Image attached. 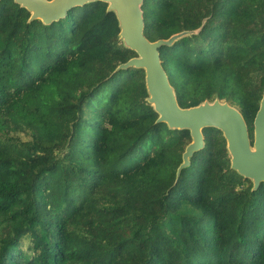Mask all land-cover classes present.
Here are the masks:
<instances>
[{"label":"trees","instance_id":"1","mask_svg":"<svg viewBox=\"0 0 264 264\" xmlns=\"http://www.w3.org/2000/svg\"><path fill=\"white\" fill-rule=\"evenodd\" d=\"M109 3L46 24L0 0V264H264V182L224 132L181 171L189 129L159 122ZM146 37L182 108L220 99L254 141L264 0H144Z\"/></svg>","mask_w":264,"mask_h":264},{"label":"water","instance_id":"2","mask_svg":"<svg viewBox=\"0 0 264 264\" xmlns=\"http://www.w3.org/2000/svg\"><path fill=\"white\" fill-rule=\"evenodd\" d=\"M31 12L30 20L40 19L49 24L67 15L73 7L97 0H15ZM109 3L108 11H114L120 23V36L126 46L138 53L119 68L138 67L146 71L148 101L159 113V122L172 129H189L192 142L183 154L181 171L190 165L195 152L205 147L203 129L216 127L224 132L231 156V166L254 182V190L264 182V94L254 121L252 142L248 124L241 111L220 99L205 101L200 105L182 108L178 102L166 70L163 67L160 48L171 45L189 34L181 32L169 39L150 41L145 33L144 0H101Z\"/></svg>","mask_w":264,"mask_h":264}]
</instances>
